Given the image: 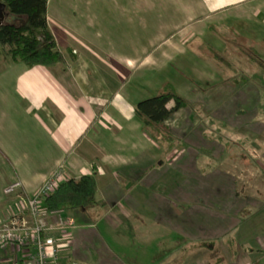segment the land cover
I'll return each instance as SVG.
<instances>
[{
  "label": "rangeland",
  "instance_id": "obj_1",
  "mask_svg": "<svg viewBox=\"0 0 264 264\" xmlns=\"http://www.w3.org/2000/svg\"><path fill=\"white\" fill-rule=\"evenodd\" d=\"M136 1L48 0L47 7H52L57 21L61 16L67 21L63 25L75 27L73 31L70 26L61 31L67 37L71 34L77 59L83 62L84 57L88 67L83 62V70L92 73L88 88L84 86L88 100L99 92L100 80L104 83L93 72L107 74L110 104L125 99L134 105L158 94L165 84L187 100L188 107L166 121L177 141L172 157L179 152L183 156L177 158L172 169H163L166 156L157 154L155 173L148 175L154 182L134 189L145 199L142 205L129 204L133 200L130 190L118 200L133 216L187 217L181 222L185 233L146 230L135 221L115 228L112 217L120 222L124 215L107 202L87 213L71 212L76 226L80 223L75 216L84 217L88 244L80 238L77 258L71 252L70 260L63 252L60 264H264V44L256 38L247 41L249 45L243 48L258 54L249 52L251 61L241 50L221 46L217 36L200 37L189 46L180 45L179 37L174 36L170 40L174 46L164 59V46L152 43L163 38L157 35L159 31L172 32L159 29L165 13L152 9L156 18L163 15L154 20L144 9L154 0H139V21ZM121 3L127 12L117 9ZM73 6L86 11L85 17L72 14ZM177 11V4L171 7L172 14ZM11 21L10 16L4 20ZM152 33L155 38L150 37ZM212 48H216L217 57ZM106 49L115 55V62L101 57ZM110 76H121L122 80L116 82ZM92 211L101 214L93 216ZM10 220L16 223L15 229H22L24 221L26 227L33 226L27 210ZM47 223H51L49 218ZM47 234L45 237H52ZM198 237L206 240L198 241ZM5 250L1 249V257L8 254Z\"/></svg>",
  "mask_w": 264,
  "mask_h": 264
},
{
  "label": "crops",
  "instance_id": "obj_2",
  "mask_svg": "<svg viewBox=\"0 0 264 264\" xmlns=\"http://www.w3.org/2000/svg\"><path fill=\"white\" fill-rule=\"evenodd\" d=\"M135 3L138 4L139 20L140 1ZM121 4L117 9L127 12L125 5ZM176 4L177 15L170 12L171 7L175 8ZM144 9L151 14L148 17H153L154 20L162 19L163 15L156 18L152 9L165 13L164 25H160L159 29L165 28L172 32L165 34L159 31L157 35L163 38L152 43L154 46H164V59H167L166 52L174 46L170 41L174 36L179 37L178 43H182V46L192 45L203 36L210 39L217 36L221 46L237 48L251 61L253 57L249 52H254L256 56L258 54L250 48H243L249 45L250 42L247 41L256 38L259 43L264 44V0H175L174 3L171 0H154L147 2ZM77 13L85 17L86 11L77 6L72 14ZM55 16L52 7L51 10L47 7V24L57 49L64 57V63L52 67H27L22 63L12 62L7 56H0V222H8L14 215V206L23 205L26 199L38 191L51 171L63 165L65 173L69 174L68 177L65 176L66 179L90 175L95 168V207L108 202L115 208L118 207L124 215L123 220L119 219L120 222L112 217L114 219L110 222L115 228L121 227L124 222L135 221L141 223V227L146 230L184 232L181 222L187 221V217L182 219L180 215H175L157 219L148 214L133 216L118 203L120 197H126L127 190H130L129 196L133 198L129 203L132 206H140L146 202L142 194L134 189L154 182L148 175L155 173L156 156L163 153L162 149L143 132L141 123L135 118L136 104L130 105L125 99L112 104L107 102L106 73L103 75L101 72H93L95 77L103 78L104 83L100 80L99 92L90 93L91 99L88 100L84 86H87L92 73L83 70L84 57L83 62L77 59L78 51L71 43V34L67 37L61 31L68 26L73 31L75 27L63 25L66 24V19L58 15L57 21ZM175 30L177 33H173ZM152 36L153 33L150 37ZM72 38L76 40L75 32ZM215 50L216 48L210 49L213 56L217 57ZM224 51L223 48L221 52ZM101 57L115 62V55L108 49L102 51ZM85 64L87 66V62ZM110 77L115 78L116 82L122 80L121 76ZM261 122L264 125V114ZM182 154L179 152L172 157L170 152L164 155L166 161L163 169H172L175 166L173 163ZM13 183H19L20 187L14 193L5 195L4 189ZM100 214L92 211L93 216ZM59 217L73 221L71 212L47 216L51 221ZM75 219L80 223L78 226L73 221L72 229L47 234L59 241L58 264L63 260V252L68 254L70 260L71 252L77 258L76 247L80 238L85 239L88 244L84 217L79 215ZM173 222L180 224L172 225ZM196 240L206 239L198 237ZM6 251L8 254L1 257L3 254L0 250V264H12L16 257L11 246L8 245L4 252ZM11 257L14 258L10 259Z\"/></svg>",
  "mask_w": 264,
  "mask_h": 264
},
{
  "label": "trees",
  "instance_id": "obj_3",
  "mask_svg": "<svg viewBox=\"0 0 264 264\" xmlns=\"http://www.w3.org/2000/svg\"><path fill=\"white\" fill-rule=\"evenodd\" d=\"M0 3L5 5L7 15L13 18V21L0 25V56L6 48L5 56L27 67H52L64 63L47 24L48 0H0ZM187 107V100L173 86L165 84L155 96L137 102L134 114L143 132L166 155L174 150L177 142L166 121ZM94 173L95 168L90 175L60 183L56 191L44 199V209L50 214L90 211L96 206Z\"/></svg>",
  "mask_w": 264,
  "mask_h": 264
},
{
  "label": "built area",
  "instance_id": "obj_4",
  "mask_svg": "<svg viewBox=\"0 0 264 264\" xmlns=\"http://www.w3.org/2000/svg\"><path fill=\"white\" fill-rule=\"evenodd\" d=\"M67 180L65 168L60 165L53 169L50 175L43 182L38 191L24 201L23 205H15L14 215L27 210L33 219V226L26 227L23 222L22 229H15V224L11 222L3 223L0 230V250L9 246L13 248L16 257L12 264H58L60 257L59 241L53 237H45L46 233L56 231H68L74 227L71 220H63L60 217L47 223L49 213L43 207L44 199L52 194L60 183ZM20 187L19 183H13L4 189L5 195L14 193Z\"/></svg>",
  "mask_w": 264,
  "mask_h": 264
},
{
  "label": "water",
  "instance_id": "obj_5",
  "mask_svg": "<svg viewBox=\"0 0 264 264\" xmlns=\"http://www.w3.org/2000/svg\"><path fill=\"white\" fill-rule=\"evenodd\" d=\"M7 16L8 15L5 11V5L0 3V25L4 22V20Z\"/></svg>",
  "mask_w": 264,
  "mask_h": 264
}]
</instances>
